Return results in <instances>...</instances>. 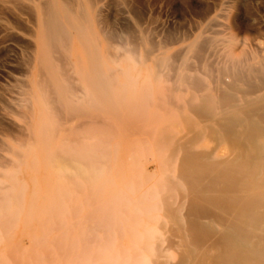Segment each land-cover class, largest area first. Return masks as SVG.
Wrapping results in <instances>:
<instances>
[{"label": "bare ground", "instance_id": "1", "mask_svg": "<svg viewBox=\"0 0 264 264\" xmlns=\"http://www.w3.org/2000/svg\"><path fill=\"white\" fill-rule=\"evenodd\" d=\"M99 3L0 0V34L7 29V12L14 16L22 4L36 21V30L25 31L32 38L26 45L31 71L18 106L24 117V108L32 115L38 90L52 109L47 114L66 125L55 129L54 120L39 116L35 129L26 119L28 134L19 138L26 156L9 147L33 167L32 187L27 193V183L7 185V173L0 171V228L21 215L44 212L62 220L87 207L92 225L76 264H150L152 256L153 264H166L168 254L157 249L164 230H175L187 248L177 264H264V46L247 49L245 37L232 32V2L205 17L192 36L150 30L149 38L144 28L136 34L106 28ZM94 23L104 26L97 32ZM97 33L116 43L107 52L113 67L93 41ZM105 85L118 87L116 100L102 102ZM89 101L102 112L113 108L116 118L76 120L73 115L86 113L82 108ZM89 124L99 125L93 129L97 135L88 134ZM60 131L66 134L58 136ZM37 167H51L45 169L53 182L45 205L39 203Z\"/></svg>", "mask_w": 264, "mask_h": 264}, {"label": "rangeland", "instance_id": "2", "mask_svg": "<svg viewBox=\"0 0 264 264\" xmlns=\"http://www.w3.org/2000/svg\"><path fill=\"white\" fill-rule=\"evenodd\" d=\"M124 2L126 3L129 2L128 5H130L131 7L134 5L133 8L140 11L139 12L136 10L137 13L139 12V14L141 13L143 16L140 19H137L133 14L134 10L131 9L130 6L129 7L126 6L127 4H125ZM230 2H232V4ZM99 4L102 5L101 14H102V18L104 19L102 20L105 21L104 24L106 28L109 29L114 28L115 31L124 30L126 28V31L131 32L132 34H136L137 29L143 30L144 28L145 33L143 34V36L144 37L146 36L145 38H149L150 30L152 32L169 31L175 34H183V35L187 34L189 36L190 35L192 36V33L197 32L196 31L197 29H195L196 26H198L200 23H203V21L207 18V16L219 12L221 9L225 8L224 5L226 6L227 4L228 5L231 4L230 11L234 19L235 18L237 19L234 20L235 22L234 21L231 22L232 32L237 36V38L243 39L245 37L247 49L253 50L256 47L255 45L264 46L263 43L264 42V36H263L264 35V7H263L264 0H228V1L227 0H125L123 2H120V0H111V1L101 0V3ZM21 7L27 8L28 6L27 4L26 5L22 4L20 7H18L19 8L18 11L15 10V13L18 15L12 12V15L14 14V16H11L10 14L11 12L8 15V12L10 10L7 12L6 15L8 17V18L6 17L7 29L5 32L0 34L1 37L0 39H4L0 41V97H1L0 98V155H1L0 158H2L0 159L1 162L0 171L1 172L4 171L7 173L5 176L3 175L2 177V179L7 185H15L16 183L22 185L23 183H27L28 184L27 193H29L32 187V183L30 179H31L33 167L32 168L27 167L23 163V159H24L23 157L26 156V152L25 149L21 148L19 144L21 140L24 139L28 134V131L24 130V127L26 126V122H25L26 119H28V121H32L31 123L32 126L33 127L34 125L36 126L35 129H37V126L39 127L38 122L39 120H41L39 116H42L43 118H48L52 121L54 120L52 125L55 129H60L61 127L66 125L62 124V122H60V119L58 117L55 116L53 117L54 114L52 115L51 113L47 114L48 110L51 111L52 109L49 108L48 105L45 104V101L42 100L43 97L41 95V92H39L38 90L37 91L34 90V96H33L34 108L33 110H31L33 112L32 115L29 114L28 117V111L27 109L25 110L24 108V112H26L27 115V117L26 115L24 117V114L22 113L23 107L22 108L19 107L20 104H22V102H20V99L22 98L21 95L25 88L23 84L27 80V77L29 76L31 71L27 63V61L30 59V58L28 59V56L31 52L29 47L28 46L26 47V45L30 44V41H28V39L31 40L32 38H30L26 32L28 31L30 32L31 29H33V31L34 29L36 30L35 27L36 21L34 15L32 14V12L30 11L28 12V10L25 9L21 10ZM29 18L31 19L29 20ZM98 26L102 27L104 25L94 23V27L97 30V32L99 28ZM16 35H19L20 37ZM92 37H93V41L94 39H97L98 42L100 43V47L103 55L102 60L105 62L107 66L113 67L114 64L108 58L107 52L112 49L110 46H116V43H111V45H109L106 39L104 38L103 34L101 33H97L96 36H92ZM175 48L176 46H174L171 49V51L174 50ZM79 53L83 57V62L87 70L86 73L88 74L89 72L88 59H86V52L84 51L83 47H80ZM126 64L127 63L123 62L124 66H126ZM37 69L35 70V73L38 72ZM129 71L130 73L135 74L137 68H133L132 66H130ZM143 74L144 73H141V75ZM115 77L118 82H122L124 80V76L121 75L120 73H117ZM94 91L95 90H93L92 88L89 89L90 94H92ZM101 91L104 93L102 102L108 103L116 100L119 89L117 86L105 85L103 89H101ZM93 106H94L93 102L89 101L88 103H86V107L82 108V110L86 113H80L79 115L74 114L73 116L75 117L77 116L75 118L76 120H87V121L92 119L112 120L116 118V116L111 113V111L112 112L114 111L113 108H105L104 112H102V108L99 109ZM39 111H41V115H39ZM122 118L125 119L127 117L125 116ZM98 126H99L98 124L87 125L89 130H91L88 132V134L97 135L98 132H96L93 129H96ZM22 130L24 132H22ZM69 133L70 132H68L67 134ZM184 133H187V128H184ZM20 134H24V136ZM65 134H66L65 131H60L58 136H64ZM209 144L212 145V142H210ZM11 145L15 147L17 151L19 152L22 151L23 157L16 156L18 154L12 152V150L9 147ZM221 150L222 148H220L219 151ZM15 162L18 164H16ZM14 163L16 164V166L18 165L21 170L18 169V166L16 168V166H14ZM8 164L9 166H7ZM1 165L3 167H1ZM15 168L17 171L15 170ZM37 168H38L37 181L40 189L39 203L41 205H45V203L47 202L46 199V195L48 194L47 192L52 187L51 183H53L50 180H48L47 178L48 173H46L47 171L45 169H50L51 167H37ZM148 168L152 170L155 167H153V165L149 163ZM8 173L9 174L12 173L11 176L16 175L17 179L15 177L11 178V176H9ZM11 182L12 184H10ZM47 182L48 183L51 182V183L48 184ZM46 187H48L49 189L48 188L46 189ZM83 196H84L83 193L80 194L81 198ZM47 198H49L48 195ZM82 210L83 211H81V213H79L77 216L73 217L68 215L65 219H62L63 221L58 220L57 218H51V219L47 218L43 212L38 215H33V217L27 219L24 218L23 215H21L16 222L12 224H9L11 223L9 222L8 226L6 223H4L6 225V228L3 225L2 226L4 228L1 227L3 228V231H1L2 229L0 228L1 229L0 230V235H1L0 264L79 263L81 260L80 259L81 256L80 257L78 256L82 255L85 249V245L82 244L80 241H83V239L87 236L89 224L92 225V223H90L89 220L90 218L88 216L85 217L86 213L88 212L87 207L86 210L85 207L82 208ZM3 222L5 221L3 220L2 224ZM44 226L48 228H44ZM54 226H56V228ZM171 231L175 232V230L163 231L162 237L165 240L162 243V245L159 246V248L157 249H159L158 253L162 252L168 254L166 264H177L182 260V256L184 257L187 248L183 243L177 241L178 240L177 237H174L175 235L178 236L179 234L176 232L175 234H173ZM75 239L78 242H74ZM170 239L174 240V244L171 242ZM168 241L171 243V245L167 243ZM203 247L205 248L207 247V245H204ZM27 249L29 252L27 251ZM7 251L12 255L11 260H8L10 259L8 258V256L10 257V255ZM58 252H60V254ZM13 260H15L16 262L14 263ZM159 260H162V258H160ZM46 261H48L49 263H47ZM150 261H151L150 264H153L154 262L157 261V259H155V257L152 256L150 257Z\"/></svg>", "mask_w": 264, "mask_h": 264}]
</instances>
